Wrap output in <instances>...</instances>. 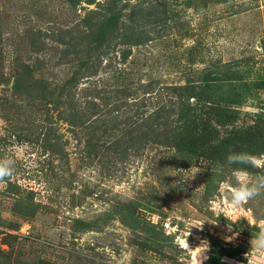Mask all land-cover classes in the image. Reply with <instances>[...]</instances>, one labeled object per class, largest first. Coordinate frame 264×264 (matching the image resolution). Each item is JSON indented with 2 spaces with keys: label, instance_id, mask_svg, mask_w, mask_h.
<instances>
[{
  "label": "rangeland",
  "instance_id": "1",
  "mask_svg": "<svg viewBox=\"0 0 264 264\" xmlns=\"http://www.w3.org/2000/svg\"><path fill=\"white\" fill-rule=\"evenodd\" d=\"M232 153L264 156V0H0V264H264Z\"/></svg>",
  "mask_w": 264,
  "mask_h": 264
},
{
  "label": "clouds",
  "instance_id": "2",
  "mask_svg": "<svg viewBox=\"0 0 264 264\" xmlns=\"http://www.w3.org/2000/svg\"><path fill=\"white\" fill-rule=\"evenodd\" d=\"M258 161H264V156L256 157L246 153H232L227 157L228 164L244 163L252 167H264V163H258ZM14 163L11 159H0V182L14 174ZM239 174L249 175L243 169L234 170V175L237 176V186L232 187L231 193L227 198V204L232 208L242 207L264 192V175L240 180ZM251 243L257 248L264 249V228L261 229L257 238Z\"/></svg>",
  "mask_w": 264,
  "mask_h": 264
}]
</instances>
